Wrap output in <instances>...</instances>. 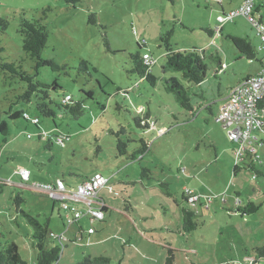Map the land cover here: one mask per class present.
I'll list each match as a JSON object with an SVG mask.
<instances>
[{
  "label": "rangeland",
  "instance_id": "374dc122",
  "mask_svg": "<svg viewBox=\"0 0 264 264\" xmlns=\"http://www.w3.org/2000/svg\"><path fill=\"white\" fill-rule=\"evenodd\" d=\"M242 2L82 0L72 6L64 0H0V19L9 22L0 35V62L15 64L34 83L50 86L47 104L56 114L43 116L36 97L31 104L18 102L28 84L0 69V121L9 128L7 137L0 133V180L7 183L0 195L1 243H15L26 264H37L33 234L40 230L24 214L45 229L47 244L52 243L50 232H65L66 214L61 203L33 186L63 180L75 191L100 172L109 179L98 195L108 208L105 219L90 224L84 216L72 226L58 264L99 257L109 258L110 264H167L169 249L171 264H246V258L254 257L264 246V145L258 148L262 175L256 177L248 161L235 174L238 146L217 121L229 88L264 62V49L255 48L256 58L249 60L230 40L235 36L264 47L244 17L225 25L217 21L222 7L228 13ZM255 4L258 16L264 15V0ZM93 15L95 21H90ZM22 16L42 19L49 31L42 59L55 61L60 69L38 68L37 60L23 50ZM218 28L223 30L214 40L208 32L216 35ZM171 31L176 51L204 52L208 72L201 85L164 71L167 53L161 37ZM145 53L155 60V86L132 71V55ZM82 61L88 72H82ZM171 77L186 88L195 114L166 91L164 80ZM67 96L72 102L63 104ZM12 104L15 111L28 112L30 120L8 118ZM77 104L83 115L76 120L64 106ZM35 117L40 124L31 120ZM139 119L148 120L151 129L141 128ZM60 135L69 139L56 143L52 136ZM119 140L128 145L126 155L118 152ZM144 144L148 150L132 160ZM22 169L31 173L23 186L18 176ZM143 169L150 171L149 177H143ZM185 190L201 197L192 233L184 231L182 222V209L188 208ZM18 196L25 200L20 206ZM251 202L258 206L256 213L238 211ZM79 204L80 209L87 207ZM90 227L94 235H89ZM76 236L82 239L76 241Z\"/></svg>",
  "mask_w": 264,
  "mask_h": 264
},
{
  "label": "trees",
  "instance_id": "16d2710c",
  "mask_svg": "<svg viewBox=\"0 0 264 264\" xmlns=\"http://www.w3.org/2000/svg\"><path fill=\"white\" fill-rule=\"evenodd\" d=\"M64 1L68 5L75 6L79 4L82 0H64ZM93 18H95V15H93L90 18V21L91 20L95 21V19ZM8 26H9V22L7 20L0 19V35H4L7 32ZM19 27H20L19 34L23 39V50L30 56V58H32L33 60H37V67L38 68L48 67V68H52L53 70L60 69L61 67L55 61L42 59L43 51L45 50L49 39L48 28L46 25L42 23V19L29 21L22 16V20ZM208 33L211 37L213 36L212 31H209ZM171 35H172V31L168 32L166 36L161 37V42L164 45L165 51L167 53L165 56L166 64L163 68L164 71L180 73L181 76H183V78L188 83L193 85H201L204 82L208 72V66L205 63L204 52H200L197 49L193 51H176L173 48L172 44L170 43ZM230 40L233 42L236 48L249 60H253L256 58V52L252 47L251 43H249V41L238 37H231ZM106 46L110 51V45L108 41H106ZM143 46L144 45H140V47ZM199 53H202V55H200ZM131 59L134 64L132 71L134 73L139 74V76L142 77L145 81H147L151 86H155L158 79L152 73L153 68H148L145 65L144 54L142 56L140 54L132 55ZM216 60L220 62V57L218 55L216 57ZM219 64H220L219 68H221L222 67L221 62ZM81 66L83 67L81 69L82 72H88V63L86 61H82ZM0 69L12 73L14 77H18L22 81L28 84V89L18 97L19 100L18 102H22L24 104H31L34 97H36V108L39 112H41L43 116L50 118H54L56 116L55 112L52 109H50L49 105L47 104V101L50 102V95L47 92L50 90L51 88L50 86H47L39 81L34 83L33 77L28 75L27 72H24L21 69V67H17L15 64H6L0 62ZM249 77L251 76H248L247 78ZM164 83H165L166 91L168 93L173 94L176 97V100L178 104L182 107V109L191 112L192 114H195L197 108L193 107V105L191 104L190 96L188 95L186 88L180 83L179 79L177 77H171L168 79L166 78L164 80ZM38 93H43V95L40 97L38 96ZM89 96H91L90 93ZM66 98L64 99L63 104H69L72 102V97L70 101H65ZM14 105L15 104L10 105L9 109L6 111V115L8 116V118H10L11 120H17L20 117L24 118L23 114L28 112L17 111V110L15 111L13 107ZM64 108L76 120L83 115V108L81 104H77L75 106L66 105V107L64 106ZM261 108L264 109V100L261 104ZM146 121L148 120L139 119L138 124L141 128H145V130H150L151 126ZM38 124H40V121ZM154 126L157 128L156 124H154ZM0 133L3 134L5 137L9 135V128L6 122L0 121ZM60 136H56V137L52 136V137L56 142V140ZM49 142L51 144V141ZM64 142L65 141H63V143ZM117 148L121 156L127 154L128 145L122 140H119ZM148 148L149 145L144 144L143 147L140 150L136 151L135 154L131 157L132 160H136L139 154L140 156L144 155V152L148 150ZM249 167L255 173V176L262 175V171L259 170V167H261L260 162L249 163ZM240 170H241L240 166L236 165L234 168V173L237 174ZM149 174H150L149 170L143 169V175H144L143 177H149ZM6 184L7 183L5 181L0 180V195L3 193V188L6 186ZM183 199L188 206V208L182 209V222H183L184 231H186L187 233H192L197 229V224L194 219L198 215V212L196 210L198 207H192L191 205H189L188 197L185 194V192L183 195ZM24 201L25 200L21 196H18L16 197L15 203L17 204V206H20V204L24 203ZM105 209L106 207H104V211H106ZM258 210H259L258 206L251 202L244 209L239 208L238 211H241V213H245V214H252V213H256ZM24 216L27 219L28 224H31L40 230V232L36 231V233L33 234L34 247L38 250L37 264H56L59 261L60 256L64 252L63 246L60 243H58V241H55L53 239L51 244H47L45 240L47 232L45 231V229L42 230L40 224L31 216H28L27 214H24ZM42 231L46 234H44ZM172 256H173V250L169 249L167 264H171ZM253 258H255L256 264H259L260 261L264 260V246L258 247L256 249L254 257L246 258V264L249 263L248 261L249 259H253ZM110 263L111 260L109 258L99 257L95 259L87 258L81 264H110ZM0 264H26V262L21 258L19 254L18 246L15 243L3 244L0 241Z\"/></svg>",
  "mask_w": 264,
  "mask_h": 264
},
{
  "label": "built area",
  "instance_id": "2783aa9c",
  "mask_svg": "<svg viewBox=\"0 0 264 264\" xmlns=\"http://www.w3.org/2000/svg\"><path fill=\"white\" fill-rule=\"evenodd\" d=\"M221 2V1H220ZM242 16L254 28L257 36L264 43V23L259 16L256 15L255 0H244L237 9L231 10L228 13H223V16L218 17V22L221 25L232 23L234 20ZM144 62L148 68L155 66L154 58L149 54H144ZM150 70V69H149ZM68 96L65 101H70ZM264 100V67L256 75L246 78L244 81L234 86L228 93L217 121L220 122L225 130L228 131V136L233 143L238 146L234 151L236 157V165L241 162L256 163L260 162L258 148L262 146L261 134L264 135V109L261 104ZM25 119H30L28 113L23 114ZM36 124L39 123L38 118L32 119ZM155 129V126H153ZM30 138V137H29ZM68 140L64 136H60L56 142L63 143ZM21 185H27L31 179V173L28 169H22L19 172ZM109 185V179L101 173H95L90 178L85 180L78 186L75 191H70L63 180H56L51 184H41L33 186L34 190L50 195L56 202L61 203L62 210L66 216L64 222L66 231L72 226L78 224L84 216L88 217L92 222H102L105 219L104 204L94 207L91 203L98 197V193ZM188 197V203L192 207H197L201 201V197L194 191L185 190ZM78 200L86 203L88 206L85 210L74 206L69 200ZM89 234L94 233V229L89 228ZM50 238L58 241L66 248L68 239L64 234H56L50 232ZM81 240V238H79ZM78 239V240H79ZM248 264H256L255 258L249 259ZM59 262V261H58ZM58 262L56 264H58Z\"/></svg>",
  "mask_w": 264,
  "mask_h": 264
},
{
  "label": "crops",
  "instance_id": "0c3cea01",
  "mask_svg": "<svg viewBox=\"0 0 264 264\" xmlns=\"http://www.w3.org/2000/svg\"><path fill=\"white\" fill-rule=\"evenodd\" d=\"M243 2H244V0H243ZM243 2H242L241 4H243ZM219 3H220V5L222 6V2H219ZM241 4H240V5H241ZM240 5H239V6H240ZM222 12H223V13H226V11H225V9H223V7H222ZM259 14H260V10H257V9H256V15L258 16ZM259 18H260L261 21L264 23V15H263V14L260 15ZM217 21H218V20H217ZM218 23H219V22H218ZM222 30H223L222 28H218V30H217L218 33H216V35H215L214 32L212 31V32H213V36H212V38H214V40H216V36H218V34L220 35L221 32H222ZM231 37H235V36H230V38H231ZM214 45H215V43H214ZM252 47L254 48V50H255V48H257V49H258V48H259V49H264V47H262V44H261V43H259V44H257V45H252ZM261 47H262V48H261ZM263 67H264V62L261 63V68H260L258 71H256L255 73L248 74L247 76H244L241 80H239L238 82H236L235 84H233V85L229 88V91H230L234 86H236V85H238L239 83H241L242 81H244L248 76H254V75H256L258 72H260V71L263 69ZM228 93H229V92H228ZM227 95H228V94H227ZM223 99H224V101H225V98H223ZM43 136H45V135L42 134V137H43ZM260 137H261V141L263 142L262 144L264 145V135L261 134ZM65 138L69 139L68 137H65ZM65 141H67V140H65ZM97 173H100V172H97ZM93 175H94V174H93ZM18 176H19V175H18ZM90 177H91V176H90ZM90 177H87L85 180H87V179L90 178ZM85 180H84V181H85ZM84 181H83V182H84ZM83 182H82V183H83ZM82 183H81V184H82ZM67 188H68V187H67ZM69 190H70V191H73V190H71V189H69ZM45 194H46V193H45ZM51 198H52V197H51ZM69 202L72 203V204H74V206H76V207L78 206V207H79V206H80L79 203H81L82 201H78V200L70 199ZM83 203H84V202H83ZM91 203H92V205H93L94 207H95V206L98 207V206L101 205V204H104V205H105V203L102 202V200H100L98 197H97L96 199H94L93 201H91ZM85 204H86V203H85ZM86 205H87V204H86ZM87 206H88V205H87ZM105 207H106V209H105V210H106V211H105V215H106V213H107V211H108V208H107L106 205H105ZM86 208H87V207H86ZM86 208H85V209H86ZM79 209H80V208H79ZM85 209H81V210H85ZM85 217H86V216H85ZM86 218H88V217H86ZM88 219H89V218H88ZM89 221H90V224H91V223H95V222H92L90 219H89ZM96 222H98V221H96ZM78 223H79V222H78ZM77 225H78V224H77ZM90 228H92V227H90ZM71 229H72V228H71ZM92 229H94V228H92ZM69 230H70V229H69ZM66 232H67V231L65 230V232L62 233V234H64L65 237H66V235H65ZM95 232H96V231H95V229H94V233H93V234H89V235H94ZM76 235H77V232H76ZM78 239H79V237L76 236V239H75V240L78 241ZM81 239H82V238H81ZM68 241H69V240H68ZM65 249H66V248H65ZM259 264H260V263H259Z\"/></svg>",
  "mask_w": 264,
  "mask_h": 264
},
{
  "label": "clouds",
  "instance_id": "9594fccd",
  "mask_svg": "<svg viewBox=\"0 0 264 264\" xmlns=\"http://www.w3.org/2000/svg\"><path fill=\"white\" fill-rule=\"evenodd\" d=\"M152 129H153V130H155V129H156V127H155V129L152 127Z\"/></svg>",
  "mask_w": 264,
  "mask_h": 264
}]
</instances>
